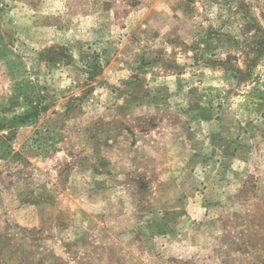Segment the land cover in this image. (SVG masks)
I'll return each instance as SVG.
<instances>
[{
    "label": "rangeland",
    "instance_id": "1",
    "mask_svg": "<svg viewBox=\"0 0 264 264\" xmlns=\"http://www.w3.org/2000/svg\"><path fill=\"white\" fill-rule=\"evenodd\" d=\"M0 264H264V0H0Z\"/></svg>",
    "mask_w": 264,
    "mask_h": 264
}]
</instances>
